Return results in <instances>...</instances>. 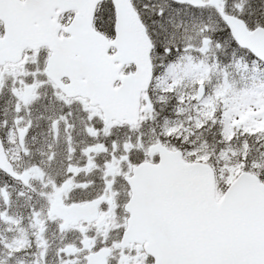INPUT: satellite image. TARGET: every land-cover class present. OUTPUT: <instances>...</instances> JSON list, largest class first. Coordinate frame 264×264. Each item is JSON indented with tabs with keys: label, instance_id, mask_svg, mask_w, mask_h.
Wrapping results in <instances>:
<instances>
[{
	"label": "snow or ice",
	"instance_id": "obj_1",
	"mask_svg": "<svg viewBox=\"0 0 264 264\" xmlns=\"http://www.w3.org/2000/svg\"><path fill=\"white\" fill-rule=\"evenodd\" d=\"M0 264H264V0H0Z\"/></svg>",
	"mask_w": 264,
	"mask_h": 264
}]
</instances>
